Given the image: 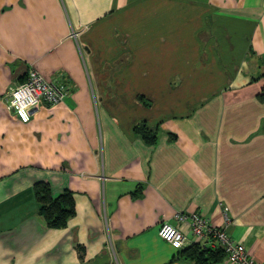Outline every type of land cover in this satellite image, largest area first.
I'll return each instance as SVG.
<instances>
[{"label":"crops","instance_id":"1","mask_svg":"<svg viewBox=\"0 0 264 264\" xmlns=\"http://www.w3.org/2000/svg\"><path fill=\"white\" fill-rule=\"evenodd\" d=\"M30 69L69 94L25 120L6 97ZM261 75L264 0H0V264H198L187 222L180 250L158 236L177 212L264 264ZM37 181L71 191L64 226Z\"/></svg>","mask_w":264,"mask_h":264},{"label":"built area","instance_id":"2","mask_svg":"<svg viewBox=\"0 0 264 264\" xmlns=\"http://www.w3.org/2000/svg\"><path fill=\"white\" fill-rule=\"evenodd\" d=\"M69 94V86L61 77L46 79L36 70H28L23 82L16 84L6 97L7 108L22 119L31 118L41 105L61 102ZM175 222L163 221L158 228V236L171 247L183 248L186 237L180 224L187 222L193 237V244L218 246L230 264H257L245 247L234 241L223 227H218L197 212L188 215L177 212Z\"/></svg>","mask_w":264,"mask_h":264},{"label":"trees","instance_id":"3","mask_svg":"<svg viewBox=\"0 0 264 264\" xmlns=\"http://www.w3.org/2000/svg\"><path fill=\"white\" fill-rule=\"evenodd\" d=\"M140 99L142 100V98ZM133 130L146 142H155V128L147 126L145 122L135 124ZM33 190L38 203V213L44 218L48 227L59 228L64 226L68 218L75 213L70 190H65L53 196L50 192L49 184L44 181L35 182ZM180 254L185 258L194 260L198 264H209L225 256L224 251L220 247L210 249L197 243L180 250Z\"/></svg>","mask_w":264,"mask_h":264},{"label":"rangeland","instance_id":"4","mask_svg":"<svg viewBox=\"0 0 264 264\" xmlns=\"http://www.w3.org/2000/svg\"><path fill=\"white\" fill-rule=\"evenodd\" d=\"M260 77L262 78V77H264V76L261 75Z\"/></svg>","mask_w":264,"mask_h":264}]
</instances>
